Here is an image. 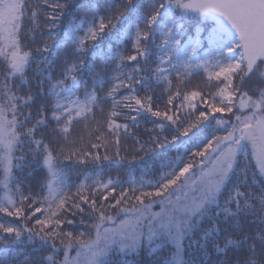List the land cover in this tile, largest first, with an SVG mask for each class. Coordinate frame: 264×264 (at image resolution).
<instances>
[{"label":"snow or ice","instance_id":"obj_1","mask_svg":"<svg viewBox=\"0 0 264 264\" xmlns=\"http://www.w3.org/2000/svg\"><path fill=\"white\" fill-rule=\"evenodd\" d=\"M41 3L48 40L32 48L38 12L0 0V214L19 221L0 220V264H264V0ZM194 72L213 90L182 91ZM149 117L154 178L105 179L102 161L125 159L121 121ZM74 122H91L87 143ZM213 126L225 134H203ZM74 158L97 165L75 185L59 167ZM25 169L46 173L35 195L14 174ZM86 210L90 227L65 228Z\"/></svg>","mask_w":264,"mask_h":264},{"label":"trees","instance_id":"obj_2","mask_svg":"<svg viewBox=\"0 0 264 264\" xmlns=\"http://www.w3.org/2000/svg\"><path fill=\"white\" fill-rule=\"evenodd\" d=\"M79 2V0H77ZM27 10H26V16L30 15V12L32 10H35L38 12V16L36 18V22L39 24V27L35 29L34 32L30 33V36L35 37L34 43H30V47L35 48L36 46H39L44 41L48 40V32L49 28L46 26V20L45 17L48 13L51 12V9L45 8L41 0H26ZM73 15L78 16H84L86 15L83 11H75ZM67 22V18L64 19V22H58L59 28L53 29L52 31L59 32L65 27V23ZM32 24L31 19H26L25 21V27L28 28ZM119 27V25H117ZM194 27L191 29L190 34H194ZM60 37H57L59 39ZM50 46L53 48V58H59L63 57L65 55V49L60 48L56 49L55 44L56 41H48ZM108 42H104L101 47H103L105 50L107 49ZM127 51L129 53L132 52L131 44L129 43L127 45ZM91 56V50L86 56V58H89ZM97 61H100V57H97ZM0 69H2V66H0ZM28 77L30 80H32L33 73L29 72ZM173 84H179L178 81L175 79L173 80ZM33 92H35V84L32 85ZM181 90H193V89H200L204 90L205 92H210L213 89L208 86V82L206 80V76L203 72H194L193 75L185 81L184 84H180ZM163 86L160 88H157L156 92L153 93V105L159 106L161 108L164 107V97L161 95V90ZM126 90L121 91V95ZM143 95V93H141ZM159 97V99H157ZM110 107V104H104V112H100L99 110L95 113V118L97 121H99L101 124L106 119L107 111ZM219 117V115H216ZM229 118V117H225ZM119 119V118H118ZM152 119L149 117L148 119H141L140 126L139 127H131V122L129 121H121V122H128L130 124V132L131 135L129 136H122L121 138V144H120V155L122 157H125V159L121 162L119 160H113V161H102L104 165V178H112L113 180L119 179L121 182L125 181L128 177L129 170H132L136 176L142 175L145 171L150 173V176L154 178L155 172L159 167L160 160L156 158L157 154H145L140 151L141 145H144L145 147H148L151 145V136L155 134L158 130L155 128V126L150 122ZM91 127V122H89L88 125H85L83 123H75L74 122V136L84 137L85 143L88 141V131ZM224 133V131L219 130L218 132L214 130V126L212 128L204 129L203 134L204 135H212V134H220ZM79 147V145H77ZM97 151V150H93ZM101 155H103L106 151L105 148L98 149ZM107 152L109 155H113L112 146L110 145L107 148ZM180 152L183 153V148L180 149ZM168 157H175L177 155V151L175 149H169L167 150ZM59 167L65 168L69 175V183L71 184H79L83 182L82 178L86 174H91V171L97 167L96 164L89 161L86 164H80L78 163L75 158L72 161H61L59 164ZM16 176H18L23 181V187L25 193L31 191L32 194H36L39 192V184L44 180L45 178V171L42 169H32L29 171L28 169H25L23 173L15 172ZM249 175H251V167L249 170ZM1 177V173H0ZM259 180V178H258ZM73 191H75V188H73ZM0 196H2V192L0 190ZM111 199V198H110ZM94 216V214H92ZM34 219V218H33ZM76 220V224L74 226H69L65 224V228L72 230L73 228L75 230H84L87 227L91 226V217L87 210L83 215L78 214L77 217L74 218ZM83 219L85 221L84 225L80 224V220ZM0 220L10 221L12 223H19V221L15 220V218L7 217L4 214H0ZM168 247H171L169 245ZM169 253L167 250H164V255L167 256Z\"/></svg>","mask_w":264,"mask_h":264},{"label":"rangeland","instance_id":"obj_3","mask_svg":"<svg viewBox=\"0 0 264 264\" xmlns=\"http://www.w3.org/2000/svg\"><path fill=\"white\" fill-rule=\"evenodd\" d=\"M26 10H27V5H26V9H25V12H26ZM216 115H219V117L222 115V114H220V113H217ZM226 117V116H225ZM224 117V118H225ZM225 119H228V118H225ZM214 130H215V126H214ZM222 131H223V129H221ZM225 134V132L224 133H220V134H218V135H224ZM1 173V177H2V172H0ZM1 192H2V190H1ZM2 195H3V192H2ZM155 210H159V208L157 207Z\"/></svg>","mask_w":264,"mask_h":264}]
</instances>
